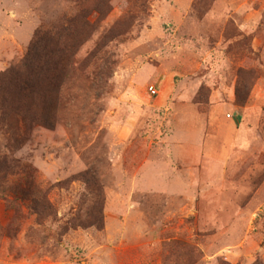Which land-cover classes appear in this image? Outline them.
Masks as SVG:
<instances>
[{
  "label": "rangeland",
  "instance_id": "374dc122",
  "mask_svg": "<svg viewBox=\"0 0 264 264\" xmlns=\"http://www.w3.org/2000/svg\"><path fill=\"white\" fill-rule=\"evenodd\" d=\"M52 25L54 129L0 115V264H264V0H0V73Z\"/></svg>",
  "mask_w": 264,
  "mask_h": 264
},
{
  "label": "trees",
  "instance_id": "16d2710c",
  "mask_svg": "<svg viewBox=\"0 0 264 264\" xmlns=\"http://www.w3.org/2000/svg\"><path fill=\"white\" fill-rule=\"evenodd\" d=\"M64 28L52 25L36 31L25 53L15 65L0 73V115L22 117L30 124L52 130L57 121L59 93L64 69L72 62L76 48L61 41ZM24 113V115H22ZM8 117V116H7ZM22 187L14 189V199L23 195ZM16 196V197H15ZM46 208L50 209L45 201ZM100 221L80 227H99ZM260 264V263H256Z\"/></svg>",
  "mask_w": 264,
  "mask_h": 264
},
{
  "label": "built area",
  "instance_id": "2783aa9c",
  "mask_svg": "<svg viewBox=\"0 0 264 264\" xmlns=\"http://www.w3.org/2000/svg\"><path fill=\"white\" fill-rule=\"evenodd\" d=\"M149 90H150V93H151V94H155V91L153 90V87H150Z\"/></svg>",
  "mask_w": 264,
  "mask_h": 264
}]
</instances>
